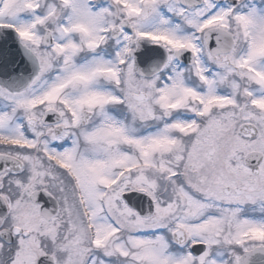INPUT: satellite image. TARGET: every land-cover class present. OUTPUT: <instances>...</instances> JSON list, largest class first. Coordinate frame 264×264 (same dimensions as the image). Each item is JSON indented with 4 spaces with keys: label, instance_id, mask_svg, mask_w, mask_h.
<instances>
[{
    "label": "snow or ice",
    "instance_id": "6c2138e0",
    "mask_svg": "<svg viewBox=\"0 0 264 264\" xmlns=\"http://www.w3.org/2000/svg\"><path fill=\"white\" fill-rule=\"evenodd\" d=\"M0 264H264V0H0Z\"/></svg>",
    "mask_w": 264,
    "mask_h": 264
}]
</instances>
